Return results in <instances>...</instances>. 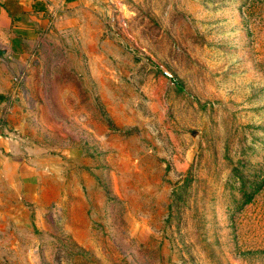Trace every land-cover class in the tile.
Segmentation results:
<instances>
[{
  "label": "rangeland",
  "instance_id": "obj_1",
  "mask_svg": "<svg viewBox=\"0 0 264 264\" xmlns=\"http://www.w3.org/2000/svg\"><path fill=\"white\" fill-rule=\"evenodd\" d=\"M49 39L0 264H264V0H82Z\"/></svg>",
  "mask_w": 264,
  "mask_h": 264
},
{
  "label": "crops",
  "instance_id": "obj_2",
  "mask_svg": "<svg viewBox=\"0 0 264 264\" xmlns=\"http://www.w3.org/2000/svg\"><path fill=\"white\" fill-rule=\"evenodd\" d=\"M82 0H0V216L23 219L41 196L40 164L25 155L16 126L23 85L43 68L44 50L60 14ZM17 127V126H16Z\"/></svg>",
  "mask_w": 264,
  "mask_h": 264
}]
</instances>
